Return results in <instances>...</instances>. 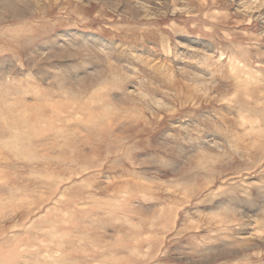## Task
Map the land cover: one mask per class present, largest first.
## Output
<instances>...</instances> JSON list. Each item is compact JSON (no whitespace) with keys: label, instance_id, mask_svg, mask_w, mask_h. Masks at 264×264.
Here are the masks:
<instances>
[{"label":"rangeland","instance_id":"1","mask_svg":"<svg viewBox=\"0 0 264 264\" xmlns=\"http://www.w3.org/2000/svg\"><path fill=\"white\" fill-rule=\"evenodd\" d=\"M0 264H264V0H0Z\"/></svg>","mask_w":264,"mask_h":264}]
</instances>
